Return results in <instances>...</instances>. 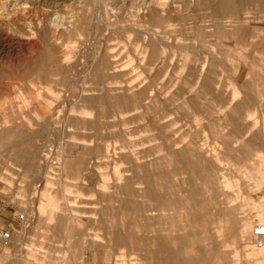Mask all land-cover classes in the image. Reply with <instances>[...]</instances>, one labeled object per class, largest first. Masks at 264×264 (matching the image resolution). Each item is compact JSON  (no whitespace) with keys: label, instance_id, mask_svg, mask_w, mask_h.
Masks as SVG:
<instances>
[{"label":"rangeland","instance_id":"374dc122","mask_svg":"<svg viewBox=\"0 0 264 264\" xmlns=\"http://www.w3.org/2000/svg\"><path fill=\"white\" fill-rule=\"evenodd\" d=\"M21 1H25L28 4H31L34 7H36L37 15H39L41 10H43V9H51L53 11L54 10L57 11L58 15L67 16L68 14H65V12L71 10L75 6V2H74L75 0H21ZM104 1H106V0H102V2H104ZM119 1H123V4H124V7H122V9H121L122 15L124 16L123 20H130L132 18V16H130V15L133 14V11L135 10V4L141 3L143 0H140V1L139 0H119ZM247 2L248 3L243 5V9H242L241 13L239 14L241 17H244L247 21L244 24L243 23H241V24L249 25V27L251 26V30H253L252 32L255 35V37L246 38L242 44L231 39L230 35H224V36L219 35V36H217L218 38L215 35H213L212 32L214 31V29H211L210 27H208V25L211 24V18H210V16L208 17L209 9H208L207 5H202L205 7H202L201 5H199V6H197L198 8H196V6L191 7V9L188 8L182 14H179V15L178 14H172L171 18L164 20L165 22L164 21L162 22L159 30L164 35L166 34L165 38H164V41H166V42H164V41L162 42V44L164 46L163 47L164 50H159L158 51L159 53L157 52L158 53V54H156L157 56L153 58L154 61L151 59L149 61L144 60L141 62V65L137 64L136 61H135L136 64L132 63V62H134L133 61L134 56L132 55L133 48L137 45V43H139V41L141 43L142 36H143V34L140 35L141 33H139L138 31H137V33L135 31L129 33L130 36H128L127 33H126V35H125V33H123L122 36H125V37H123V39H122L120 37H117L118 36L117 34L112 33L111 28H109V29L106 28L107 29L106 30L103 23H100L102 25L97 23V27L93 28L94 30L92 29L91 35L89 37V42H91L94 45H98V46L102 45L104 43V41H106L107 44L110 43L109 45H113V44L116 45V46L112 47V50L117 53V55L119 57L120 64L122 63L121 65H124L125 67L129 66V70H128L129 74L126 75L125 77L121 78L120 80L122 82H119V84H117V85H121L120 83L123 84L126 81H132L133 83H138V82L139 83L140 82L141 83H145V82L149 83L150 82L149 84H151V83H152V85L155 84L153 86V88L156 89L155 94L158 96L159 102L158 101L155 102L154 107H153L154 109L152 108V112H155L159 118H161V116H159L160 114L162 116L165 114L163 116L164 118L166 117L164 120L167 119L168 122H172L173 120L174 121L176 120L174 123H176V125L179 126V129H178L177 127H175L176 125H174V126L172 125V127H170V129L167 130L165 132V134H167V132H172L175 129H178L177 131H179L180 129H184L185 131H184V133H182V135L187 134L189 129H196V124H194V123L197 119H199L201 121L200 129H197L195 132H193L192 137H191V140H192L191 145H192V148H194L193 149L194 151H196V149H197L198 151H196V152H199V147L197 146V144H199L200 138H202L199 135L201 129H203V130H209L210 129V130H214L217 134H222V140L225 139L224 140L225 142L223 141L225 148H229L231 150V152H232V150H234L235 153H231V155H230L229 149L228 150L226 149L229 152L228 153L226 151L228 154L225 152L226 156H228V158L231 160L236 158L233 160V162H238L237 160L239 158H240L239 160H241L240 162H243V161H246L252 153H257V152L259 153V152L264 150V146L262 144V143H264V141H262V140H264L263 134L262 133L257 134L256 130H253L254 132L252 131L253 133L251 132V134H249L250 137L254 136L250 140H251V142L255 143L256 146L254 149H256V150L253 149L254 152L250 153V155L247 157V156L241 154V151H243L244 147H245V146L241 145L242 139H243V137H245L244 136L245 134L242 135V132H240L241 134L239 132H237V130L240 131L239 129H237V130L235 129L236 130L235 131L233 129L234 127L230 128V127H232L230 124H224L225 123L223 121L224 115L222 112L219 111V110H221L219 107L212 106L213 104H211L210 95L200 94L194 100L195 104H193V106H188V107H184L182 98H183V94H184V96L188 95L189 89L191 87H192V90H191L192 96L198 92L197 88L199 87V85L198 86L193 85L194 77L190 75L191 72L198 70L200 65H201V62L198 58H196V55L197 54L198 55L204 54V53L208 52L209 50L213 53V50H214V53L221 55L222 61L215 64V65H217V66H215V70H217V75L215 76L216 79L213 82V86H218L220 88V90L222 89V94H220L221 92H219V95L222 98V100L224 99V96H225L224 91H223L224 90L223 85L225 84V87H226L229 82L233 85V83L231 81V80H233L232 77L234 76V74L236 72H238L241 69L243 79H245V81L243 80V86H244V90H246V92H245V95L247 96V98H245V99H247L246 101H250L251 103H253L252 101L257 102L258 100H259L258 102L260 103V101H261L262 105H261V108L258 106V110H261L259 112L264 111V106H263V103H264V96H263L264 95V85H263L264 84V52H263L264 46L259 47V49L258 48L249 49V47H245V44L248 43L250 40L256 41L257 39L264 38V18H263L264 13L257 12L258 10H256L255 4L253 6V3L250 0H247ZM54 16H55V14L53 15V17ZM108 30H109V32H108ZM61 36H64V37H61ZM61 36H60L59 41L64 46H66L67 42L69 41L67 38L68 36L67 35H61ZM93 39H94V41H93ZM108 39H110V40L108 41ZM118 39L120 41H118ZM137 39H138V42L136 43ZM98 43H100V44H98ZM184 43H188V46H191V44L194 43L195 47L191 48V50H188L187 48L185 49ZM233 43H235V44H233ZM211 45H212V48H210ZM208 47H209V49H208ZM5 48L6 47H3L2 45H0V54L3 56L2 57L0 55V117H4V116L8 117V115H10L11 113L16 114V116H18V117L19 116L37 117L36 111L39 110L37 105H36L37 102H32L30 107L22 110V109H20L19 102L17 101V97L22 96L25 99H29V98L34 97L36 95V93L40 91L39 86H38L39 85L38 80L35 78H31L29 76L30 70L33 67H35L36 63H33V62H35L34 61L35 59L34 58L31 59L28 57V58H25L24 61H22L23 63H20L19 60H17V53H18V58H20L22 53H23V55L26 56V54L28 52L26 53V50L23 51L22 49H19V51L16 50L17 53L13 52V54H12L11 52H8L7 48L6 49ZM82 50H83V48H80V47L77 48V51H79V52H81ZM260 50H262V51H260ZM162 51H164V53H162ZM217 52H221V53H217ZM128 53H130V54H128ZM8 54L11 56H9ZM128 55H132V57H129ZM230 55H232V56H230ZM245 55L246 56L248 55L247 58L245 57ZM13 56L16 59H13ZM222 56H223V58H222ZM225 56L227 57V59H229V58L230 59L229 60L225 59L226 58ZM228 56H230V57H228ZM233 57H235V59ZM244 58H246V59H244ZM20 59H22V58H20ZM79 59L82 60L81 57ZM128 59H130L129 62H131V63L128 62ZM158 59L161 61H159ZM184 59H186V60H184ZM223 59H224V61H223ZM226 60H227V62H226ZM152 61L155 62V64ZM157 61H159V65H160L159 70L162 72L161 73L159 71L158 75L156 76L158 78H156L154 76V74L152 75V73H153L152 69H153L154 65L158 64ZM219 63H221V64H219ZM134 65L136 67L138 65V67L136 68ZM222 67H224V68H222ZM131 69H133L134 71ZM221 69H223V71ZM81 70H82V68H80V71ZM227 71L230 74L226 73ZM149 72L152 75V77L150 79L147 78V76H148L147 74H150ZM176 72H179V73L176 74ZM222 75H225L227 78H229V75H231V78L227 79L225 76H222ZM51 77H52L51 79H53V78L56 79L58 76H54V75L52 76L51 75ZM74 78H77V77H74ZM154 78H155V80H154ZM42 81H43L42 88L45 89L46 91L41 92V95L45 96L48 99H51L52 98L50 95L51 93L56 92V93L60 94V99L53 104L51 109L46 110V115H48V117H50V118H53L52 119L53 125L55 124V126L58 125L59 127L66 126V128L64 129L65 131L62 130L63 131V133H62V132H60L61 130H57V129H59L58 126H56L57 128L54 126L55 128L52 130V132H51L52 134L50 133L49 136H48V134H46L47 131L42 130L43 136L39 137L38 140H36V141H34V139H31L32 137L30 138V136L28 134H26V132L24 130H22V128H20L18 130V134L15 136L14 135L12 136L14 138L10 137V139L0 140V228L4 229L7 232L6 239L0 240V264H78V263L79 264H88V263L89 264L90 263L91 264H108L106 262H109V261H110L109 264H116L114 261L115 260L114 257L119 258L118 256H120V255H121V259L123 258L125 263L129 264L128 259L133 258V256H135V257L146 256V258L149 259L148 258L149 252L152 249H154L156 247L154 245H156L158 243L156 238L159 236V230H157V233L155 230L162 228L163 226L164 227L162 229H164L166 231V232H164L165 235H163V238L167 237V239L165 238V240H164L165 242L163 244L166 245V246H164V247H167L166 249H170V251L172 253L171 257H170L171 259L176 258V259L181 260L183 263V261H185L189 257L197 255L198 253L190 251L189 246L191 244H195L198 247H208L209 245H216L217 246V253L211 255L209 257V260L207 258L208 261L205 260V264H248V260L246 257V251H245V249L247 248V244L243 243L240 236L234 235L231 238L229 236H225V238H224V236L222 234L220 236H216L214 234H211L208 241L203 240L202 236L200 235V232L202 230V227L200 226V224L187 223L188 221L186 222V221L182 220V218L184 217L186 212L187 213L190 212V210H187L186 208L179 209V210L176 209V218L174 221V223L176 222L175 223L176 227L173 225L174 224L173 222H168V226H167V223H165V225L163 224L161 227L158 224H155V220L151 219L152 216L157 214V211L151 209V208H153V209L155 208V205H154L155 203H154V201H147L146 203H144L145 206H144V204L141 203L140 196H139V193L137 191L139 189L135 188V187H143V185H140L139 183L138 184L133 183L135 186L134 185L131 186V188L134 187L136 190H133L130 188L131 193L132 192L134 193V194L132 193L133 197H131V195H132L131 193H126V192L122 191L121 189H117L116 191L112 190L113 193L111 191V193H107L105 195L109 199L106 198L105 201L101 200L99 198V197H101V198L103 197V195L101 193L97 192L93 188L91 189V188L86 187V186L90 185L91 181H92L91 183L96 184L95 187H97V184L99 183V180H98L99 179V173H98L97 169L100 165H98L97 167H93L92 164H94V162H95V160L93 162V159L91 160V164H90L91 169L94 168L93 170H85L86 164H84V163L79 164V168L77 167L78 168L77 172H78V175L80 178L86 177V179H89L88 177H90L91 179H89L88 181L85 182V184L87 183L86 186L81 187L80 185L79 186L76 185V187L77 188L81 187V188H78V190L84 194V197L94 195L95 199L83 198V199L76 200L75 204L71 203L74 199L73 197H65L64 189H65V186L68 185L69 181L77 180V179H75V177L77 178V174L75 175V173L74 174L67 173L66 176L64 177L61 175L59 170H54L52 168L51 172L49 171L50 169H48L46 171V173L43 171L40 174V176H38V178H37L35 176L34 171L24 170V168L22 166H20L21 163L19 161L17 162L14 159L13 160L10 159V161H8V159H6V158L9 155L8 152L10 149L14 148V151H12L11 157L15 158L16 157L15 156L16 150L26 151L30 146H33L34 144H39L40 146H42V149L45 151V153L49 157L48 159H50V158L56 159L54 153H55V151L58 152L63 144H66V143L70 144L73 142L75 143V142L80 141L78 139L80 134L76 132V129L74 127L75 126L74 123L67 121V118L69 116H72V115L73 116L83 115V116L87 117V121H90V120L96 118V116L94 115L95 111L97 112V114L99 112L98 115H99L100 119L98 121H96L97 122L96 125H93L96 128L91 126L92 128H90L86 131L87 135L85 134V136L89 139L88 140L89 143L92 144V146H96L97 142L100 141L96 135H98V134L101 135L104 133V131L105 132L106 131H112L115 129L119 130V127H116L114 129V128H111V126H113L117 123H120L118 121V120H120L119 116H122V117L124 116V113H123L124 110L122 111V109H124V108L120 107V105H115L116 106L115 107L114 104H112V99L109 98V96L107 98L108 101L105 99V101L107 102V105L109 104L108 106L107 105H105V106H107L109 109L103 105L105 107L104 108L103 106H101L100 103L95 104V105H97V108H91V107H83V106H71V102H70L71 99L74 98V97H72V94L78 95L80 92V89L83 86L89 87V88H95V89L97 87H99V88H97L98 90H94L93 92H90L93 94L92 96H94V95L100 94L101 92L103 93L104 90L102 91L101 89H105V87L110 85L108 82L103 81L104 82L103 83L102 81H100L97 83L95 81L92 82L90 80H87L84 84L79 81V82H75L74 85L73 84L70 85L69 83H67V81H65V83H59V84H55L54 82H46L44 80H42ZM221 82H222V84H221ZM250 85L252 88L250 87ZM70 86L73 87V90ZM221 86H223V87L221 88ZM99 91H101V92H99ZM157 92H158V94H157ZM164 92L167 94V97L163 96V94H165ZM175 92H176V94H175ZM249 92H250V94H249ZM251 93H253V94H251ZM173 94L176 95V97L175 96L173 97L175 99H172L166 103L165 101L168 99V97L173 95ZM177 94H180V96ZM245 95L241 94V96H243V98L246 97ZM256 95L258 96V98L256 97ZM178 96H179V98L182 96L181 100L178 99ZM248 97H249V99H248ZM259 97L260 98L263 97V98H261V100H260ZM69 102H70V104H69ZM176 102L177 103L180 102V103L177 104ZM168 104H170V105L168 106ZM98 105L100 106V108H103L105 112H106V109H108L106 112L107 114L105 113L107 116L104 114V112H102L103 109H100L98 107ZM112 105L114 106L115 109L112 107ZM172 105H173V107H172ZM194 105L197 107H195ZM158 106L160 108H158ZM180 106H181V108H180ZM177 107H178V109H177ZM193 108L195 110H193ZM98 109H99V111H98ZM118 109L120 110L119 113H117ZM176 109L180 113L182 112L181 115H184V116H180V114H178ZM121 111H122V113H121ZM194 111L195 112L197 111V112L194 113ZM34 113H35V115H34ZM112 113H114V114H112ZM210 114H213V115H210ZM103 115H105V116H103ZM203 115H205V118ZM207 115H208V117H207ZM260 115L264 118V113H261ZM62 117L63 118L66 117V119H63ZM101 118H102V122H100ZM161 120H160V123L162 125L168 124L167 121H165L166 123H164L162 118H161ZM219 120H220L221 124H219L220 123ZM65 121H67V122H65ZM62 122H65L64 123L65 125H63ZM101 123L103 125H101ZM140 123H142V122H140ZM129 125H127L126 127L132 128V124H129ZM134 125H136V124H134ZM221 125L223 127H221ZM225 125H226V127H224ZM41 127L35 126L34 131H36V132L39 131ZM97 128L99 130H102V132L98 133ZM104 128H106V129H104ZM218 128L220 130H218ZM221 128H223L222 131H221ZM96 129H97V131H95ZM231 129H233V130H231ZM89 130H90V132H89ZM1 131L3 132L2 129H1ZM43 131H44V133H43ZM233 131L235 132V135H234ZM197 132H199V133H197ZM226 132L229 133L230 135L228 136L226 134ZM153 133H154L153 131L147 132L146 135L150 136ZM155 133H156V131H155ZM107 136H108V141H110L113 144H116L118 147L120 145H122V143H126L130 150L133 151V150L138 149L137 148L138 146H134L129 138L126 140L123 139V140L119 141L118 138H115L114 136H110L109 134H107ZM135 136H132L131 139L133 141L136 140V142H137L141 139L143 134L142 135L137 134ZM223 136L229 137V138H224ZM232 136H234V137H232ZM135 138H138V139H135ZM236 138H238L239 142H240L239 143L240 145H238L236 147L237 150H235L231 147L233 143L230 144L231 142L235 143L236 142L235 140L238 141V139H236ZM226 139H228V140L226 141ZM161 140L162 139H160V140L157 139L154 141V143L160 142ZM252 140H254V141H252ZM112 141H114V142H112ZM13 144H14V146H13ZM60 144H62V145H60ZM262 146H263V149H261ZM23 147L24 148L26 147V149H24ZM256 147L258 148L259 151L257 150ZM238 148H240V149H238ZM238 151H239V153H238ZM233 154H235V155H233ZM245 157H246V159H245ZM5 161L7 163H4ZM122 163L125 165V167L121 169V172L127 174L128 176L133 177L134 181H135L136 176L138 175L137 179H136V181H138V177L142 171L140 172L139 168L136 167L137 166L136 161L130 157L128 160H125ZM109 164H111V162H109ZM162 165L163 166H161L160 170H159L160 171L159 175L163 172L162 173L163 176L162 177L160 176L161 177L160 180H163L168 175H169L168 176L169 180L177 177L175 180L172 179L173 183H171L170 181H166V179H164L165 181H162L163 183L166 184V190H170V187L172 188L173 184H175L176 183L175 181L177 180V183L179 182V184L176 183L175 185H177V187H178L177 189L181 191L180 193L184 194V192L186 190H188L189 187H187V189L183 190L182 188L186 187L187 185L181 184V182L179 180H181V176L185 177L186 175L184 174L181 176L180 175L174 176L173 173L170 175L171 171L174 172L173 169H174V166H176V165L169 162L168 160L163 162ZM169 168H171V169H169ZM81 169L83 171H81ZM130 169H132L131 172H128ZM111 171H113V170L110 169V172ZM152 171L154 174L152 173ZM159 171L153 169V170H149L147 172L148 175L150 176L151 181H155V182L158 181V179L156 177V175L158 173L156 174V172H159ZM167 171L170 173H168ZM164 172H165V174H164ZM53 176H55L56 178L52 179ZM94 176H96V177H94ZM113 182H114V180H113ZM50 185H52V187H49ZM183 185H184V187H183ZM46 188H48V192L50 193V194L48 193L47 196L45 195V191H44ZM166 190L164 189V191H166ZM180 193L177 192L175 195H178ZM109 194L111 196H112V194H114L115 197L114 196L111 197ZM116 194H118V195L116 196ZM122 194H124V195H122ZM134 195L135 196L137 195L139 197L136 196V198H134L135 197ZM202 196H206V197H204L205 199L207 198L206 194H203ZM48 197L53 200L52 203H51V199H49ZM205 199H203L200 202H197L198 204L197 203L196 204L198 206H195L196 204L194 205V210L191 211L190 215L191 216L193 215L194 217L196 215L197 217H195V218H197V220H200V219L202 220V218L205 219V221L208 224L205 226L206 229H210L211 227L216 226V225H222L225 227L229 226V228L230 227L235 228V231L237 232L242 228V226L240 224L241 219L245 218V217L248 218V217L245 216L244 212L240 211V208L238 206H234V209H231V211H230L231 213L229 216H227V218H226L227 220L225 221L224 220L225 218L223 217V211H224V209L227 210L226 206H224V205L219 206V205L213 204L211 200H209V199L205 200ZM116 200H117V202H116ZM125 200L127 202L131 203V208H127V210H124V211L117 209L116 210V213L118 212L117 218L120 217V215H121V217L118 219L123 221L122 218L124 216L122 215V213H124V214L129 213L130 217L128 219H126L124 217V221H127V223L130 224V227L125 226L126 228H124L122 230H124L127 233V230L130 231L131 230L130 228L132 226L133 230L135 229L136 232H134L135 230L134 231L131 230V231H133L134 236H131V237L127 236L128 238H126L125 235L122 236V238L127 240V241L124 240V242L122 243L123 247H121L123 249H121L120 247L116 246L117 244H115V246H114V243H115L114 240H116V238H118V237L116 235H114V237L112 238V235L107 234L106 233L107 232L106 227L103 226V224H100V222L97 220L98 216L97 215L95 216L93 212L97 211V209L100 210V208L107 207L106 205L109 201H110L108 203L109 206H113V205L119 206L120 202L125 201ZM151 203H152V205H151ZM211 203L213 206L210 205ZM99 204H101V205H99ZM139 205L141 206V208H139ZM149 205L151 208L148 207ZM199 205H201V206H199ZM41 206H43V211H41V209H40ZM63 207H65V208H63ZM67 207H69V208H67ZM145 209L148 212L145 211ZM63 210H65V212ZM67 210L70 212H68ZM139 210H140V212H139ZM151 210H152V212H151ZM72 211H74V212H72ZM141 211H143V212H141ZM245 211H247V210H245ZM71 213H72V215L78 216L74 220L75 223L77 221V224H75L74 222H73V224L71 223L70 217H69L71 215ZM134 214H135V216H134ZM141 215H143L142 217L146 216L148 218L142 219V218H140ZM178 216H179V218H178ZM191 216H189V217H191ZM85 217H87V218H85ZM228 219H230V221ZM94 220H95V222H94ZM233 220H235V221H233ZM121 221H119V222H121ZM134 221H136V222H134ZM254 221H256V223ZM254 221H253L254 224H257V223L259 224L258 220H254ZM99 224H100V226H99ZM75 225L76 226L78 225V227H74ZM151 226L155 227V229L153 227L151 229ZM140 227H141V229H144V232L140 229ZM146 227L148 228L147 230H146ZM169 227H171V228H169ZM140 230H141V232H140ZM124 231H122V232H124ZM223 232H225V231H223ZM155 233H156V235H155ZM85 235H87V236H85ZM141 235H142V239L145 238V240L141 239ZM169 235L173 238H171ZM145 236H147L148 238H146ZM107 237L110 238L109 243L107 241L108 240ZM79 238H82V239L79 240ZM88 238H90L91 240H89ZM128 239H131V240L133 239V240H132V242H130L131 240L129 241ZM83 240L84 241L87 240L89 242L86 241L84 243ZM151 240L154 242V245H153V242ZM90 242H93V245ZM111 242L113 245L110 244ZM147 242L152 243V245L151 244L148 245ZM246 242L248 243V245H249V243L258 244L259 242H264V237L261 240H258L253 235H251L250 239H248ZM78 243H79V247L77 246ZM80 243L81 244L83 243L81 248H80V246H81ZM89 243L91 245H87ZM97 244H98V246H97ZM83 245H86V246L83 247ZM104 245L106 247H109L111 245L112 247L114 246L115 248H111V246H110L109 247L110 252H109L108 248L103 247ZM71 246H72V248H71ZM75 246H77V247H75ZM92 246L94 247L93 248L94 250L91 254V253L87 252V248H92ZM131 246H132V249H130ZM133 246H135V247H133ZM76 248H78V249H76ZM145 248H148L149 250L151 248L152 249L149 251L148 249L146 250ZM138 249H139V251H138ZM140 249H142V250H140ZM133 250L135 253H132ZM145 250H146V254H145ZM113 251L115 252L114 254H113ZM107 253L110 254V256ZM125 253H126V255H125ZM111 254H113V255H111ZM65 255L68 256L69 258L66 257ZM107 256H109V257H107ZM102 259H103V261H102ZM110 259H112L114 262Z\"/></svg>","mask_w":264,"mask_h":264},{"label":"bare ground","instance_id":"6f19581e","mask_svg":"<svg viewBox=\"0 0 264 264\" xmlns=\"http://www.w3.org/2000/svg\"><path fill=\"white\" fill-rule=\"evenodd\" d=\"M250 1L253 3V6L255 4L256 10H258L257 12L264 13V0H250ZM74 2H75L74 8L65 12V14H68V15L67 16H61V15L57 14L58 13L57 11H55V10L53 11L51 9H43L39 13V15H37L36 7H34L31 4H28L25 1H21V0H0V45H2L3 47H6L8 52H11L12 54H13V52L17 53L16 50L19 51V49H22L23 51L26 50V53L28 52L26 54V56L27 55L28 56L26 57L25 55H23V53L22 54L20 53L21 54L20 58H22V59L18 58V53H17V60H19L20 63H23L22 61H24L25 58H28V57L31 59H33V58L35 59L34 60L35 62H33V63H36L35 67H33L30 70L29 76L31 78H35L38 80V82H39L38 86H39L40 90L43 89L42 88V84H43L42 80H44L46 82H54L55 84L65 83V81H67V83H69L70 85L71 84L74 85L75 82H79V81L84 84L87 80H90L92 82L95 81L97 83L100 81L108 82L110 85L105 87V89H101L102 91L104 90V92L102 93L101 91H99L102 94L101 93L98 94L99 93L98 92L97 93L98 95L92 96L93 94L90 92H93L94 90H98L97 88H99V87H97L95 89V88H89V87L83 86L80 89V92L78 95L72 94V97H74V98L73 99H71L70 97L69 98L71 99V101H70L71 106H83V107L97 108V105H95L96 103L97 104L100 103L101 106L107 105V102L105 101V99L108 101L107 98L109 96V98L112 99V104H114V106L120 105V107L124 108V109H122V111L124 110V112H123L124 116L123 117L119 116L120 120H118V121L120 123H117V124L111 126V128H114V129L116 127H119V130L115 129V130L106 131V132L103 130L104 131L103 134L96 135L100 141L97 142L96 146H92V144L89 143V141H88L89 139L85 136V134H86V131L88 129L92 128L91 126L96 125V123H97L96 121H98L100 119V117L98 115L99 112L97 114V112L95 111L96 114L94 113V115L96 116V118L92 119L90 121H87L86 116H83V115L73 116L72 115V116H69L67 118V121L74 123V125H75L74 127L76 129V132L80 134L78 137V139L80 141L75 142V143L73 142L70 144L69 143H66L63 145L60 144V145H62V147L60 148V150L58 152L55 151V153H54L56 160H58V164L55 167L53 166V164L51 162L53 160V158L48 159L49 157L47 156L45 151L42 149V146H40L39 144H34L33 146H30L26 151L16 150V152H15L16 157L15 158L11 157L12 151H14V148H12L9 150V152H8L9 155L7 156L6 159H8V161H10V159L11 160L14 159L17 162L19 161L21 163L20 166H22L24 168V170L34 171L35 176L37 178H38V176H40V174L43 171L46 173V171L48 169H52V168L54 170H59L61 175L64 177L66 176L67 173H72V174L75 173V175L77 174V178L75 177V179L78 180V183L76 185H78V186L80 185L82 187V186H86L87 183L85 184V182L91 178L88 177L89 179H86V177H84V178L79 177L78 172H77V169L79 168V164H81V163L86 164L85 170H93L94 168L91 169V167H90L92 159H93V162L95 160L94 164H92L93 167H97L99 165L97 162L102 157L111 156L113 158V160H118L120 162L128 160L131 157L136 161V165H137L136 167L139 168L140 172L142 171L141 172L142 174L138 171L140 173V175L138 177V181H136L138 175L135 178V181H136L135 182L133 177L125 174L122 182L117 183L114 179V182L110 186V190L107 192L100 191L98 189V187H95L96 184L91 183L92 181L90 182V185H88L86 187L91 188V189L93 188L97 192L101 193L103 195V197L102 198L99 197V198L101 200H104V201L106 198H108L105 195L107 193H111L112 190L116 191L117 189H121L122 191H124L126 193H131V189L136 190L135 188H137V189H139L137 191L139 193L140 200H141L142 204L146 203L147 201H154L155 208L154 209L151 208L150 205L148 207L151 208L152 210L157 211V214L152 216L151 219H154L155 224H158L160 227L163 224L165 225V223H167V226H168V222L174 223L175 218H176V209L179 210V209L186 208L187 210H190V212L187 213L185 211L186 214L184 215L182 220L186 221V222L188 221L187 223L200 224V226L202 227L200 235L202 236L203 240L208 241L211 234H214L216 236H220L222 234L224 236V238H225V236H229L231 238L234 235H238V236H240L243 243L247 244V246H248V243L246 241L248 239H250L251 235H245V233L243 232V222L247 219L246 217L241 219L240 224H241L242 228L236 232L235 228H231V227L229 228V226L225 227L222 225H216V226L211 227L210 229H206L205 226L208 224L205 221V219L202 218V220L201 219L197 220V218H195V217H197L196 215H195V217L193 215H192L193 217L190 215L191 211L194 210V205L197 202H200L203 199H205L204 197H206V196H202L203 194H206L207 195L206 199L211 200L213 204H216L219 206L220 205L226 206L227 210L224 209V211H223V217L225 218V219L224 218L223 219L225 221L227 220L226 219L227 216L230 215L231 209H234V206L233 207L228 206V194L225 192H222L219 189V187L217 186L215 175H214V170L212 169V166L204 159L203 153L200 150H199V152H196V151H198L197 149H196V151H194L193 150L194 148H192V145L191 146L185 145L179 149L176 147V144H177L179 138H177L175 136V133L177 132V130L179 128L175 129L172 132H167V134H165V132L167 130H169L170 127H172V125L173 126L176 125V123H174L176 120L175 121L171 120L172 122H168L167 119L164 120L166 118V117L165 118L163 117L165 114L163 116L160 114L159 116H161L164 123H166L165 121L168 122V124L162 125L160 123L161 118H159L155 112H152V108L154 107L155 102L158 101V96L155 94L156 89L153 88V86L155 84L154 85H152V83L149 84L150 82L149 83H147V82H145V83H141V82L140 83L139 82L133 83L132 81H126L123 84L120 83L121 85H117V84H119V82H122L120 80L121 78H123L129 74V72H128L129 66L125 67L124 65H121L122 63L120 64L119 57H118L117 53L112 50V47L116 46V45H114V44L109 45L110 43L107 44L106 41H104V43L102 42L103 43L102 45L98 46V45H94L91 42H89V37L91 35L92 29L97 27V23L98 24L103 23L105 26V29L111 28V32L117 34L118 35L117 37H120L122 39H123V37H125V36H122L123 33H125V35L127 33L128 36H130L129 33L134 32V31L137 33V31H138L139 33H141L140 35L143 34V36H142L141 43H140V41H139V43H137L138 39L136 40L137 45L133 48L132 55L134 56V59H133L134 62H132V63L136 64V62H137V64L141 65L142 61H144V60L149 61L150 59L153 60V58L157 56L156 54L159 53L158 52L159 50H164V48H163L164 46H163L162 42L164 41L166 34L164 35L159 30V28L161 27V24L164 20L171 18L172 14H178V15L182 14L188 8L191 9V7H194V6H196V8H198L197 6H199V5H201V6L207 5V7L209 9L208 17L210 16V18H211V24L208 25V27H210L211 29H214V31L212 32L213 35H215L216 37L219 35H223V36L224 35H230L231 39L242 44L246 38L255 37V35L252 32L253 30H251V26L249 27V25H243L247 20L244 17H241L239 15L243 9V5L248 3L247 0H143L141 3L135 4V10L133 11V14L130 15V16H132V18L130 20H123L124 16L122 15V12H121L122 7H124L123 1L106 0V1L102 2V0H75ZM202 7H205V6H202ZM54 14H55V16L53 17ZM241 23H243V24H241ZM100 25H102V24H100ZM108 32H109V30H108ZM61 35H67L68 36L67 38L69 41L74 39V38H78L77 48L78 47L83 48V50L81 52L76 51L75 59L71 60L70 62H62V60H61L62 56L67 57V55H68V53L66 51V46H64L59 41ZM61 37H64V36H61ZM263 39L264 38H262V39L260 38V39H257L256 41L250 40L248 43L245 44V47H249V49H256V48L259 49V47L264 46V40ZM109 40L110 39H108V41ZM93 41H94V39H93ZM118 41H120V40L118 39ZM164 42H166V41H164ZM235 43H233V44H235ZM98 44H100V43H98ZM184 47H185V49L187 48L188 50H191V48H194L195 46H194V43H192L191 46H188V43H184ZM210 48H212V45L210 46ZM208 49H209V47H208ZM209 51L204 53V54H201V55H198V54L196 55V58H198L200 60L201 65H200L198 70H195L194 72L190 73V75L194 77L193 85H195V86L199 85V87L197 88L198 92L192 96V94H191L192 87H191L189 89L188 95L184 96V94H183V98H182V96L179 98L180 94H177V95H179L178 99L181 100V98H182L184 107H188V106H193V104H195L194 100L200 94L210 95L211 104H213L212 106L219 107L221 109L219 111L222 112L224 115L223 121L225 123L224 122L223 123L224 124H230L232 126L230 128L234 127L233 128L234 130L235 129L240 130V131L237 130V132H239V133L242 132V135L245 134L244 135L245 137H243L242 142H241L242 143L241 145H243L245 147H244V150L241 151V154L248 157L250 155V153L254 152L253 149L256 146L255 143L251 142V140H250L254 136L250 137L249 134H251V132L253 130H256L257 134L262 133L263 137H264V118L260 115L261 113H264V111L259 112L261 110H258V106L261 108L262 103L260 101V103H261L260 104L258 102L259 100L257 102L252 101L253 103H251L250 101H246L247 100V99H245V98H247V96L245 95L246 90H244V86H243V80L245 81V79H243L241 69L234 74V76L232 77L233 80H231V81L233 83L234 88L239 91L240 96H241V94H243L246 97L243 98V96H241L240 99L236 100L234 103H232L230 105L229 101L235 96L236 92L229 89V87H228V84L230 83L229 82L226 87H225V84L223 85L224 86L223 91H224L225 96H224V99L222 100V98L219 95V92H221L220 94H222V89L220 90V88L218 86H213V82L216 79L215 76L217 75V70H215V66H217V65H215V64L222 61L221 55L214 53V50H213V53L211 51H210L211 52L210 53ZM260 51H262V50H260ZM221 52H217V53H221ZM263 52H264V49H263ZM162 53H164V51H162ZM128 54H130V53H128ZM132 55H128V56L132 57ZM9 56H11V55H9ZM230 56H232V55H230ZM230 56H228V57H230ZM247 56L245 55L246 58H247ZM80 57L82 60L79 59ZM222 58H223V56H222ZM233 58L235 59V57H233ZM246 58H244V59H246ZM13 59H16V58L13 56ZM130 59H128V62ZM225 59H227V57ZM229 59H227V60H229ZM184 60H186V59H184ZM227 60H226V62H227ZM159 61H161V60H159ZM159 61H157L158 64L154 65V67L152 69L153 70L152 75L154 74L155 77L158 75V73L160 71L159 70V67H160ZM223 61H224V59H223ZM129 63H131V62H129ZM153 63L155 64V62H153ZM219 64H221V63H219ZM137 67H138V65H137ZM80 68H82V70L83 69L84 70L80 71ZM222 68H224V67H222ZM131 70H133V69H131ZM221 70L223 71V69H221ZM228 71L226 73H229ZM177 73H179V72H176V74ZM51 75L52 76L53 75L58 76V77L56 79H54V78L51 79L52 78ZM147 75H148L147 76L148 79H150L152 77L151 73L147 74ZM222 76H225V75H222ZM74 77H77V78H74ZM156 78H158V77H156ZM230 78H231V75H229V78H227V79H230ZM154 80H155V78H154ZM221 84H222V82H221ZM223 86H221V88ZM250 87H251V85H250ZM71 88L73 90V87H71ZM157 94H158V92H157ZM175 94H176V92H175ZM249 94H250V92H249ZM251 94H253V93H251ZM163 96L167 97V94L165 93V94H163ZM174 96L176 97V95H174V94L169 96L165 102L167 103L170 100L175 99V98H173ZM256 97L258 98L257 95H256ZM261 98H263V97H261ZM261 98H260V100H261ZM248 99H249V97H248ZM70 102H69V104H70ZM179 103H177V104H179ZM36 105L39 109L36 111L37 112L36 116H39L40 119H37L36 117H25V116H19L18 117L14 113H11L10 115H8V117H6V116L0 117V140L10 139V137H12L13 135L14 136L17 135L18 130L20 128H22V130H24L26 132V134H28L30 136V138L32 137L31 139H34V141L38 140L39 137L43 136L42 130L47 131L46 134H48V136H49L50 133L52 132V130L58 125H56V126H55V124L53 125L52 124L53 118H50V117H48V115H46V110H45L46 106H42L39 103H36ZM169 105L170 104H168V106ZM107 106H105V107H107ZM114 106L112 105L113 108H114ZM263 106H264V103H263ZM98 107L100 108L99 105H98ZM127 107L128 108L130 107V108L128 109ZM172 107H173V105H172ZM195 107H197V106H195ZM158 108H160V107L158 106ZM180 108H181V106H180ZM194 108H193V110H195ZM100 109H103V108H100ZM108 109H106V112ZM119 109H118L117 113H119V111H120ZM177 109H178V107H177ZM177 109H176V111H177ZM98 111H99V109H98ZM122 111H121V113H122ZM102 112H104V114L106 113L104 111V109ZM177 112H178V114H180V116H184V115H181L182 112L181 113L179 111H177ZM196 112L194 111V113H196ZM112 114H114V113H112ZM246 114H251L254 117V119H252V120L246 119L245 118ZM105 115H103V116H105ZM205 115H203L204 118H205ZM210 115H213V114H210ZM207 117H208V115H207ZM102 118H101L100 122H102ZM63 119H66V117ZM67 121H65V122H67ZM65 122H62V124L65 125L64 124ZM140 122H142V123H140ZM219 122H220V120H219ZM129 124H132V128L126 127ZM134 124H136V125H134ZM219 124H221V122ZM101 125H103V124L101 123ZM35 126H40V127L42 126L41 127L42 129L40 128V130L36 132V131H34ZM93 127L96 128L95 126H93ZM221 127H223V126L221 125ZM224 127H226V125ZM65 128H66V126H62V127H59V129H57V130H61L60 132L63 133L62 130H64ZM1 129L3 130V132L1 131ZM97 129L95 131H97ZM104 129H106V128H104ZM222 129L223 128H221V131H222ZM233 129H231V130H233ZM218 130H220V129L218 128ZM44 131H43V133H44ZM151 131H153L154 133L150 136H147L146 133L151 132ZM155 131H156V133H155ZM89 132H90V130H89ZM99 132H102V130L98 129V133ZM197 133H199V132H197ZM233 133L235 135L234 131H233ZM107 134H109L110 136H114L115 138H118L119 141H121L123 139L126 140L129 138L134 146H138L137 147L138 149H136L135 151H132L129 149V147L126 143H122V145H120L118 147L116 144H113L110 141H108ZM137 134L138 135L143 134V136L142 137L140 136L141 139L136 142L135 139H138V138H135L134 139L135 141H133L131 139V137L135 136ZM226 134L228 136L230 135L227 132H226ZM232 137H234V136H232ZM12 138H14V137H12ZM224 138H229V137H224ZM157 139L158 140L162 139L161 140L162 142L160 141V142L154 143V141ZM236 139H238V138H236ZM227 140L228 139H226V141ZM235 141H237V140H235ZM238 141H239V139H238ZM252 141H254V140H252ZM262 141H264V140H262ZM112 142H114V141H112ZM191 142H192V140H191ZM232 143H234V142H231L230 144H232ZM262 144L264 146V143H262ZM198 145L199 144H197V146ZM13 146H14V144H13ZM263 146H262V148L261 147L260 148L263 149ZM24 149H26V147ZM225 149L228 150L229 148H225ZM238 149H240V148H238ZM235 150H237V149L235 148ZM254 150H256V149H254ZM257 150H258V148H257ZM229 151H230V153L228 151L227 152L230 155H231V153H235L234 150H232V152H231V150L229 149ZM159 153H163V154L159 155ZM238 153H239V151H238ZM233 155H235V154H233ZM234 159H236V158H234ZM239 159L237 160L238 162L241 161ZM245 159H246V157H245ZM166 160H168L169 162L176 165V166H174V169H173L174 172L171 171V173H170L167 171L168 173H170V175L172 173L174 174V176H176V175L181 176L184 174L186 175L185 177L181 176V180L178 179L181 182V184L187 185L186 187H184V185H183V187H184V188H182L183 190H185V189H187V187H189V189L186 190L187 192L185 191L184 194L180 193L181 191L177 189L178 187H177V185H175L177 183V180L175 181L176 183L173 184V187L172 188L170 187V190H166V184L163 183L162 181H165L164 179H166V181H170L171 183H173L172 177H171L172 179H170V180L168 179L169 175L166 176L167 178L165 177L164 179L162 178L163 180H160V178L163 176V174H162L163 172L159 175V173H160L159 170H160V167L163 166L162 165L163 162H165ZM109 162H111V161H109ZM4 163H7V162L5 161ZM153 169L159 171V172H156V174L158 173L156 175V177L158 179L157 182L151 181L150 176L147 173L149 170H153ZM169 169H171V168H169ZM131 170L132 169H130L128 172H131ZM81 171H83V170L81 169ZM152 173H153V171H152ZM164 174H165V172H164ZM94 177H96V176H94ZM176 178H174L173 180H175ZM133 183L134 184L139 183L140 185H143V187L131 188V186L134 185ZM177 184H179V182ZM81 187H78V188H81ZM164 189L166 191H164ZM177 192L180 194L175 195ZM112 193H113V191H112ZM133 194L131 195V197H133ZM117 195L118 194H116V196ZM122 195H124V194H122ZM113 196H114V194H112L111 197H113ZM136 196L134 198H136ZM139 196H137V197H139ZM49 199H51V198H49ZM52 202H53V200L51 199V203ZM116 202H117V200H116ZM108 203L106 205L107 207L100 208V210L97 209V211H94L93 213L95 216L96 215L98 216L97 220L100 222V224H103V226L106 227V231H107L106 233L107 234L112 235V238L114 237V235H116L118 237V238H116V240L113 239L115 241L114 246H115V244H117L116 246L121 248V247H123L122 243L125 240L122 238V236L125 235L126 238L134 236L133 231L135 229L133 230V228L131 226L130 229L133 231L127 230V233L124 230H122V229L126 228L125 226L130 227V224L127 223V221H124V217L126 219H128L130 217V215H129V213H125V214L122 213V215L124 217L122 218L123 221H121L118 219L121 217V215H120V217L117 218L118 212L116 213V210L117 209L122 210V211L127 210V208H131V203L127 202L126 200L121 201L119 206H116V205L109 206ZM212 203L210 205H212ZM197 204L195 206H198ZM99 205H101V204H99ZM151 205H152V203H151ZM144 206H145V204H144ZM199 206H201V205H199ZM69 207H67V208H69ZM63 208H65V207H63ZM139 208H141L140 205H139ZM152 210H151V212H152ZM63 211L65 212V210H63ZM145 211H147V210L145 209ZM68 212H70V211H68ZM72 212H74V211H72ZM139 212H140V210H139ZM141 212H143V211H141ZM134 216H135V214H134ZM142 216L143 215L140 216V218H142V219L148 218L146 216H144V217H142ZM189 216H191V217H189ZM69 217H70L71 223L73 224L74 220L78 216L72 215V213H71V215ZM85 218H87V217H85ZM178 218H179V216H178ZM228 220L230 221V219H228ZM119 221H121V222H119ZM233 221H235V220H233ZM94 222H95V220H94ZM134 222H136V221H134ZM254 222L256 223V221H254ZM175 223L173 225L176 227ZM75 224H77V221ZM100 224H99V226H100ZM256 225H258V223ZM74 227H78V225L77 226L75 225ZM152 227L153 226H151V229H152ZM171 227H169V228H171ZM153 228L155 229V227H153ZM162 228L155 230L156 233H157V230H159V236L157 238L155 237L158 243L156 245H154V242L151 240L153 242V245L156 247L154 249H152L154 247L153 246L151 248L152 250L150 249L151 251L148 248H145L146 250L148 249L150 251V252L148 251L149 252L148 258L149 259H147L146 256H137V257L133 256V258L128 259L129 264H205V260H207V258L209 260V257L211 255L217 253V246L216 245H209L208 247H198L195 244H191L189 246L190 251L198 253L197 255L189 257L188 259L183 261V263L179 259H176V258L171 259L170 257H171L172 253H171L170 249H166L167 247H164L166 245L163 244L165 242L164 241L165 238L167 239V237L163 238V235H165L164 232H166V231ZM140 229H141V227H140ZM147 229L148 228L146 227V230ZM141 230L144 232V229H141ZM141 230H140V232H141ZM122 231H124V232H122ZM223 231H225V232H223ZM134 232H136V230ZM156 233H155V235H156ZM85 236H87V235H85ZM145 237L148 238L147 236H145ZM82 238H79V240ZM171 238H173V237H171ZM262 238H260V239L256 238V239L261 240ZM88 239L91 240L90 238H88ZM107 239H108L107 241L109 243L110 238L107 237ZM141 239H142V235H141ZM128 240L130 241L131 239H128ZM132 240L130 242H132ZM142 240H145V238ZM86 241H84V243ZM125 241H127V240H125ZM87 242H89V241H87ZM93 242H90V243L93 245ZM90 243L87 245H91ZM82 244H81L80 248L82 247ZM110 244H112V242ZM149 244L152 245V243H148V245ZM77 246L79 247V243ZM77 246H75V247H77ZM84 246H86V245H83V247ZM97 246H98V244H97ZM114 246L113 247L111 246V248H115ZM103 247H106V246L104 245ZM109 247H106V248H108V251H109ZM133 247H135V246H133ZM71 248H72V246H71ZM93 248H94L93 246H92V248H87V252L92 254V252L94 250ZM76 249H78V248H76ZM121 249H123V248H121ZM130 249H132V246ZM142 249H140V250H142ZM146 250H145V254H146ZM138 251H139V249H138ZM114 253L115 252L113 251V254ZM132 253H135L134 250ZM113 254H111V255H113ZM108 255L110 256V254H108ZM125 255H126V253H125ZM109 256H107V257H109ZM66 257H68V256H66ZM118 257L119 258L114 257L115 258L114 261L116 264H126L124 259L123 258H122L123 260L121 259V255ZM110 260H112V259H110ZM102 261H103V259H102ZM109 262H106V263L109 264Z\"/></svg>","mask_w":264,"mask_h":264},{"label":"clouds","instance_id":"9594fccd","mask_svg":"<svg viewBox=\"0 0 264 264\" xmlns=\"http://www.w3.org/2000/svg\"><path fill=\"white\" fill-rule=\"evenodd\" d=\"M78 38H74L67 42L66 51L67 57H61L62 62H70L75 59V53L77 51ZM229 89L236 92L235 96L229 101L231 105L236 100L240 99V93L229 83ZM46 91L41 89L32 98L25 99L20 96L17 97L20 109H26L30 107L32 102H37L42 106H46L45 110L51 109L53 104L60 99V94L51 93V99L41 95V92ZM222 114V113H221ZM35 115V113H34ZM40 119L39 116L36 117ZM246 119L252 120L254 117L251 114H246ZM196 129H200L201 121L197 119L195 121ZM175 127L179 128L178 125ZM196 129H189L187 134L184 133V129H180L175 133L178 139L176 147L179 149L185 145L191 146L192 133ZM199 135L202 137L199 141V150L203 153L204 159L212 166L216 179V184L222 192L228 194V206H238L241 212H244L248 218L243 222V232L245 235H264V151L259 153H252L250 157L243 162H233L225 155V145L222 140V134H217L214 130L201 129ZM239 141L232 144V148L235 149L239 145ZM135 151V150H133ZM163 153H159L162 155ZM111 161V164H109ZM53 166L58 164V160L53 159ZM99 183L98 189L103 192L110 190V186L113 180L117 183L123 181L125 173L121 172V169L125 165L118 161L113 160L111 156L102 157L98 162ZM110 169L113 171L110 172ZM52 171L51 169L49 170ZM56 177L53 176L52 179ZM77 180L69 181L65 186V197H73L72 204H75L79 199H95V196L84 197V194L78 190L76 184ZM230 185V186H229ZM49 187H52L50 185ZM47 196L48 188L45 190ZM247 210V211H245ZM43 211V206H41ZM254 220H258L259 224L253 223ZM246 251V257L248 264H264V242L258 244L249 243Z\"/></svg>","mask_w":264,"mask_h":264},{"label":"built area","instance_id":"2783aa9c","mask_svg":"<svg viewBox=\"0 0 264 264\" xmlns=\"http://www.w3.org/2000/svg\"><path fill=\"white\" fill-rule=\"evenodd\" d=\"M254 236L258 239L264 237V235H254ZM6 237H7V232L4 229L0 228V240H5Z\"/></svg>","mask_w":264,"mask_h":264}]
</instances>
